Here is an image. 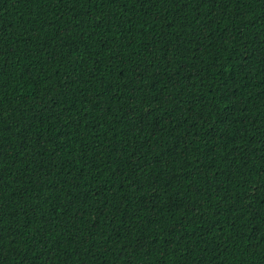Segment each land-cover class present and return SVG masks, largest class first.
<instances>
[{
    "label": "trees",
    "instance_id": "16d2710c",
    "mask_svg": "<svg viewBox=\"0 0 264 264\" xmlns=\"http://www.w3.org/2000/svg\"><path fill=\"white\" fill-rule=\"evenodd\" d=\"M0 264H264V0H0Z\"/></svg>",
    "mask_w": 264,
    "mask_h": 264
}]
</instances>
